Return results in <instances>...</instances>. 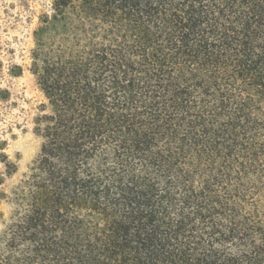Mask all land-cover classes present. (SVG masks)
Here are the masks:
<instances>
[{
	"label": "trees",
	"instance_id": "1",
	"mask_svg": "<svg viewBox=\"0 0 264 264\" xmlns=\"http://www.w3.org/2000/svg\"><path fill=\"white\" fill-rule=\"evenodd\" d=\"M32 38L0 264H264V0H52Z\"/></svg>",
	"mask_w": 264,
	"mask_h": 264
},
{
	"label": "rangeland",
	"instance_id": "2",
	"mask_svg": "<svg viewBox=\"0 0 264 264\" xmlns=\"http://www.w3.org/2000/svg\"><path fill=\"white\" fill-rule=\"evenodd\" d=\"M51 1L0 0V236L12 210L11 191L40 149L32 119L43 98L30 73V52L32 32ZM2 154L16 166L12 175L5 172Z\"/></svg>",
	"mask_w": 264,
	"mask_h": 264
}]
</instances>
